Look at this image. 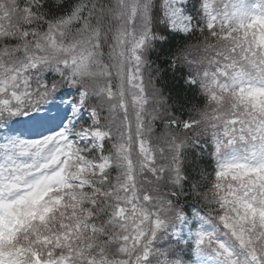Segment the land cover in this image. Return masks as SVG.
I'll return each instance as SVG.
<instances>
[{
    "label": "snow or ice",
    "instance_id": "obj_1",
    "mask_svg": "<svg viewBox=\"0 0 264 264\" xmlns=\"http://www.w3.org/2000/svg\"><path fill=\"white\" fill-rule=\"evenodd\" d=\"M0 264H264V0H0Z\"/></svg>",
    "mask_w": 264,
    "mask_h": 264
},
{
    "label": "trees",
    "instance_id": "obj_2",
    "mask_svg": "<svg viewBox=\"0 0 264 264\" xmlns=\"http://www.w3.org/2000/svg\"><path fill=\"white\" fill-rule=\"evenodd\" d=\"M190 8H191V3H190ZM193 15H195V12H193Z\"/></svg>",
    "mask_w": 264,
    "mask_h": 264
}]
</instances>
